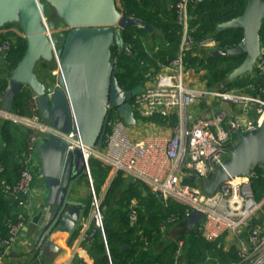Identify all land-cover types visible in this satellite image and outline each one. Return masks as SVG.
Segmentation results:
<instances>
[{"label": "built area", "instance_id": "obj_1", "mask_svg": "<svg viewBox=\"0 0 264 264\" xmlns=\"http://www.w3.org/2000/svg\"><path fill=\"white\" fill-rule=\"evenodd\" d=\"M189 2L179 0L175 6L177 23L181 27L176 54L167 63L160 64L156 71L151 70L152 75L145 76L136 96L130 100L136 126L152 132L135 138L136 126L128 127L118 110L107 103L108 132L103 146L88 149L72 132L64 135L53 130L40 116H20L3 110L0 96V121L36 133L30 138L27 153H24V169L15 184L10 185L2 179L4 169L0 167V188L19 208L24 207L34 182L36 143L54 136L65 141L70 151L80 150L85 161L94 159L109 167L110 177L122 172L132 181L146 185L165 206L169 201H176L186 207L181 217L172 216L161 227L163 236L174 226H182L184 230L181 237L173 240L172 264H186L189 234L211 243L220 239L235 240L237 261L230 264H264V198L256 201L252 187L258 173L252 169L247 177H229L213 195L206 194L200 186L223 168L241 134L254 132L264 124V48L261 47L253 71L242 77L248 80L245 87L209 91L188 85L191 69L186 53L195 45L191 36ZM16 33L10 31L11 37L0 43V60L6 66L11 45L19 38ZM197 45L208 50L215 49L218 44L213 37H207ZM54 56L57 65L56 50ZM113 58L118 60L119 57ZM87 173L93 198L92 220L106 242L89 167ZM194 212L201 213L203 218L189 232L186 223ZM92 220L79 230L75 239L78 245L87 238ZM23 228L21 220L10 223L8 235L0 238V245L12 247ZM148 245L146 242L144 246Z\"/></svg>", "mask_w": 264, "mask_h": 264}, {"label": "water", "instance_id": "obj_2", "mask_svg": "<svg viewBox=\"0 0 264 264\" xmlns=\"http://www.w3.org/2000/svg\"><path fill=\"white\" fill-rule=\"evenodd\" d=\"M44 1L55 9L69 29L58 50L59 38L48 36L57 30V26L53 22L46 24L41 0H0V29L18 24L26 40L25 53L9 75L1 107L10 111L16 95L28 87L35 96L41 117L51 129L64 135L72 132L75 139L88 149H101L109 116L107 103L118 110L128 127L137 124L130 100L139 88L126 92L119 86L120 58L115 60L111 50L116 47L120 56L123 53L128 55L130 50L122 33L136 27L151 34L153 28L124 15L117 9L116 0ZM263 21L264 0H248L241 16L217 26L218 32L241 30L243 33V40L236 48L213 52L214 56L221 57L244 56L226 83L253 71L261 54ZM54 50L57 52L59 74L54 87L48 88L37 79L35 68L39 61L55 60ZM39 154L48 189L46 206L51 210L36 243L43 249L57 251L53 237L67 235L71 240L83 222L85 205L72 200V195L82 178L85 175L88 178L87 167L91 160L85 161L80 150L70 151L65 141L54 136L42 143ZM256 165L264 167V124L254 132L241 134L238 143L230 149L223 168L200 186L206 194L213 195L229 177H247ZM202 218L201 213L194 212L186 223V230L191 232ZM96 233L94 230L91 237Z\"/></svg>", "mask_w": 264, "mask_h": 264}, {"label": "trees", "instance_id": "obj_3", "mask_svg": "<svg viewBox=\"0 0 264 264\" xmlns=\"http://www.w3.org/2000/svg\"><path fill=\"white\" fill-rule=\"evenodd\" d=\"M179 0H125L121 12L127 17L143 21L155 29V34L150 37L153 41L150 46L144 42L147 34L140 28H131L122 33L123 40L130 53L121 56L116 47L111 50L112 57H119L117 80L119 86L126 92H131L139 87L145 76L152 75L151 70L156 71L160 64L167 63L176 54L181 40V27L177 23L175 6ZM248 0H190L188 10L191 15V36L195 45L186 53V62L189 69L196 72L204 71L202 79L208 88L220 85L223 89L231 90L247 86L248 80L237 79L232 83H226L229 74L235 70L244 60V56H214L212 53L206 57H199L203 51L198 43L207 37H213L217 42L218 50H229L239 46L243 40L241 30H228L218 32L217 26L241 16ZM119 10V9H118ZM120 11V10H119ZM17 24L8 25L5 28L17 27ZM10 34L0 36V43L7 40ZM261 44L264 40V21L260 31ZM160 39L159 50L156 49V40ZM26 50L25 38H18L12 43L11 51L7 55V80ZM240 60L242 62L240 63ZM45 63V62H44ZM55 64L56 62L53 61ZM53 64V65H54ZM44 65H49L45 63ZM7 80H0V96L3 98L8 86ZM11 111L20 116H39V108L34 94L28 87H24L15 97ZM36 133L25 131L11 122L4 121L1 124V139L4 149L0 151V167L4 169L2 179L13 185L19 179L24 167L16 163L12 170L17 180L12 181L8 177V167L14 155L21 157L27 153L30 138ZM20 138L19 147L14 150V144ZM1 148V146H0ZM16 152V153H15ZM93 189L99 204L102 217L103 233L105 240L95 221L92 220L87 238L80 244L78 253L72 264H172L173 243L166 246L164 252L156 258H151V251L161 238L162 225L170 217H181L185 206L176 201H169L165 206L149 190V188L131 180L117 197L112 207L111 199L125 183V176L118 172L110 177V168L97 160H91L89 164ZM258 179L253 182V191L256 201L264 198V167H256ZM128 178V177H127ZM82 179L88 182L85 175ZM193 184L191 181H187ZM91 194V193H90ZM103 197V198H102ZM103 201V202H102ZM136 205L133 206V202ZM92 194L85 201V219H89L93 207ZM16 202L0 188V238L8 235L9 213ZM135 217L134 223L131 217ZM97 233L91 237L92 232ZM79 230L73 235L69 245L77 238ZM187 238L185 263L186 264H230L237 261L234 248L224 250L222 240L211 243L203 238L189 234ZM149 243L145 247V243ZM207 257L209 261L206 262Z\"/></svg>", "mask_w": 264, "mask_h": 264}, {"label": "crops", "instance_id": "obj_4", "mask_svg": "<svg viewBox=\"0 0 264 264\" xmlns=\"http://www.w3.org/2000/svg\"><path fill=\"white\" fill-rule=\"evenodd\" d=\"M4 34L5 33H3V35ZM16 36L18 35L16 34ZM10 37L11 35H9V38ZM261 47L264 48V40H262ZM45 63L54 64L53 61L45 62ZM6 68L7 66L4 64L3 61L0 60V80L1 79L7 80ZM37 79L42 83L44 82L38 77ZM194 87L199 88V86H194ZM2 103H3V99H2ZM197 112L199 113L200 111ZM1 124L2 121H0V146H1L0 151L1 149L5 148V145L2 144V139H1ZM19 142H20V138H17V143L14 144L13 146L14 150L18 149L17 145L19 147ZM43 142L46 141L40 139L36 143V147H35L36 165L34 164L33 167L34 182L32 185L31 194L29 198H27L24 207L19 208L16 205L11 208L9 213V216L11 218V220H8L9 223H16L21 220L24 222V228L20 232L16 243L12 247L8 249L0 245V264H72V262L77 256L80 245H78L79 243L77 240H74L72 244L69 245L70 240L68 239L67 235H58L53 237L52 242L57 247L58 249L57 251H52L49 248L43 249L42 247H39L36 243V238L39 232L45 228L47 223L46 220L48 219V215L50 213L49 211L50 208L46 206V200L48 198V189L45 186L44 176L42 173V160L39 154V148ZM10 160L11 162L9 163L10 166L8 167V177L10 180L16 181L17 180L16 174L12 170L13 165L18 163L20 164V166L23 167V164L25 163L26 160L24 154H22L21 157L14 155ZM87 188H88L87 181L85 179H82L75 186V191L72 195V200L80 202L83 205H85V201L88 193V191H86ZM92 215L93 214L91 212V214L89 215V219H85V218L83 219V222L80 224L78 230L82 228L85 222H90L92 220ZM132 223H134V221H132ZM176 227L177 226L169 228L166 235L167 234L171 235V233H173V230H175ZM183 234H184V230L180 233V235L175 236L173 240L181 237ZM224 241L226 243L233 242V244L235 243L236 245L235 240L224 239Z\"/></svg>", "mask_w": 264, "mask_h": 264}, {"label": "rangeland", "instance_id": "obj_5", "mask_svg": "<svg viewBox=\"0 0 264 264\" xmlns=\"http://www.w3.org/2000/svg\"><path fill=\"white\" fill-rule=\"evenodd\" d=\"M41 3L44 5V20L46 22V24H48L49 22H53L56 26H57V30L51 33L52 37H57L59 38V44L57 46V50L61 49L63 42H64V38L66 33L69 31V29L66 27V25L63 23V21L57 16L55 9L48 4L46 1L41 0ZM116 7L117 9H119L121 11L122 8V1L121 0H116ZM18 25V24H17ZM152 27V26H151ZM153 28V27H152ZM18 26L17 27H9V28H3L2 30H0V32L5 33L4 35H8L9 32L8 31H15L17 32L16 34L19 37H22L23 34L18 30ZM147 34V33H146ZM155 34V29L153 28V32L151 34H147L144 42H146L148 45L150 43V46L152 45L153 41H151L150 37L153 36ZM156 49L159 50V45H160V39L158 38V40H156ZM218 49H202L203 53L199 54V57L202 58L203 56L206 57L208 56V54L217 51ZM54 61V60H53ZM55 62V61H54ZM242 62V60H240V63ZM44 61H39L36 65L35 68V74L36 77H38L39 79H41L42 81H44L43 83L45 85H47V87L52 88L54 87L55 83H56V77L59 74V70L57 68L56 63L50 64L49 65H44ZM204 71L201 72H196V70H192L189 72V85L190 86H199V88L205 89V90H209V91H219L223 88V85L225 82H223L220 85H216V86H212L211 88H208V86L205 84V81L202 79V75H203ZM244 78V77H243ZM41 117V114L39 115ZM41 119L43 120V118L41 117ZM134 137L135 138H140L142 137L145 133L148 132H152L153 130L151 129H145V128H139L138 126H136L134 128ZM238 143V142H237ZM94 160V159H93ZM103 164V163H102ZM259 165V164H258ZM256 165L254 167V170L256 167H261ZM90 170V169H89ZM131 182V180L129 178H125V183L123 185V187L121 189L118 190L117 193H115L111 199V204L112 207L115 205V201L117 199L118 196L121 195L122 190L125 188V186H127V184H129ZM88 184V188L86 191H88L87 193V198L89 197V195H91V189L89 187V183ZM85 190V189H84ZM103 198V197H102ZM101 201H98V204H100ZM103 202V201H102ZM136 205V202H133V206ZM102 212V219L104 218V213ZM134 217V216H133ZM133 217H131V220H135L133 219ZM183 231L181 226H177L175 230H173V233L170 234H165V236H163V238H161V240L154 245L150 257L151 258H156L158 255L162 254L166 248V246H168L169 244L173 243V238H175V236L180 235V233ZM170 233V232H169ZM223 243V247L225 250H229L234 248L235 251L237 250L238 246L235 245V243L233 244V242H225L224 240H222Z\"/></svg>", "mask_w": 264, "mask_h": 264}, {"label": "flooded vegetation", "instance_id": "obj_6", "mask_svg": "<svg viewBox=\"0 0 264 264\" xmlns=\"http://www.w3.org/2000/svg\"><path fill=\"white\" fill-rule=\"evenodd\" d=\"M107 132H108V129H106V134H107Z\"/></svg>", "mask_w": 264, "mask_h": 264}]
</instances>
